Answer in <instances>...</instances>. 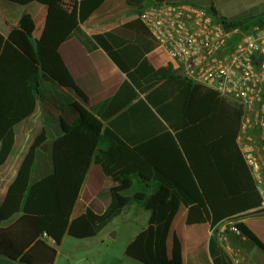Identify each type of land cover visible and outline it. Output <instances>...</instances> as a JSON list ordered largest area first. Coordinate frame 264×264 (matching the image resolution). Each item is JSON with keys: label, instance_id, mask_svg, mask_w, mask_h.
I'll return each mask as SVG.
<instances>
[{"label": "trees", "instance_id": "1", "mask_svg": "<svg viewBox=\"0 0 264 264\" xmlns=\"http://www.w3.org/2000/svg\"><path fill=\"white\" fill-rule=\"evenodd\" d=\"M9 1L24 5L34 0ZM162 1L124 0L137 16L91 36L80 22L104 0H79V21L66 10L49 6L37 38L30 13H23L7 36L0 33V170L15 149L17 126L35 114L40 98L45 99L39 92L41 79L71 91L78 100L55 105L60 112L70 109L74 119L66 123L60 118V134L46 149L48 161L41 149L46 140L43 131L23 153L6 187L0 201L1 256L23 264H53L65 234L92 237L135 203L149 216L146 226L126 245L125 255L141 264H170L166 241L181 206L186 208V224L208 222L211 228L261 211L263 196L236 141L242 109L218 91L147 61L146 54L157 42L138 14L146 4ZM209 8L220 15L213 4ZM262 15L251 21L228 18V23L246 28ZM70 37L88 50L101 47L144 95L111 119L109 127L103 128L94 113L101 105H89L59 54V45ZM124 124L137 130L126 131ZM110 129L116 132L111 134L115 144L101 149L102 134H110ZM262 130L264 148V112ZM92 162L106 176L133 182L137 190L131 195L112 191L101 213L86 208L71 219ZM234 226L264 251V243L244 222L235 221ZM208 246L213 264H230L215 234Z\"/></svg>", "mask_w": 264, "mask_h": 264}, {"label": "crops", "instance_id": "2", "mask_svg": "<svg viewBox=\"0 0 264 264\" xmlns=\"http://www.w3.org/2000/svg\"><path fill=\"white\" fill-rule=\"evenodd\" d=\"M162 2H181V0H163ZM49 6H57L66 10L75 20L79 21V0H34L21 5L9 0H0V33L7 36L12 27L17 26L23 13H30L35 28L33 37L40 36L45 22L46 11ZM137 13L133 8L127 6L124 0H104L102 5L97 8L85 21L80 22L82 30L89 36L113 30L114 28L134 19ZM59 54L75 80L77 86L86 95L90 106L101 105L95 115L102 121L103 128L120 111L126 109L130 104L144 99L126 75L117 67L108 54L97 47L88 50L85 45L76 37H70L63 41L58 48ZM147 61L154 68L169 67L173 75H177L165 51L158 46L146 54ZM179 76V75H177ZM39 92L44 98H40L37 103L35 114L26 122L21 123L16 128L15 141L18 140V130H29L35 132V136L40 132L45 133L46 140L42 145L44 159L48 161L47 147L52 139L60 134V118L66 123L74 119L73 112L68 109L65 112L57 110L55 105L59 103L70 104L78 101L74 94L59 86L55 82L40 80ZM82 104V103H81ZM83 105V104H82ZM87 108L85 105H83ZM124 124L122 129L134 132L136 127ZM263 131V130H262ZM116 133L110 129V134H102L101 149H107L115 144L111 134ZM251 141L246 142L251 151L252 159L248 162L251 171L257 181L260 192L263 196L261 211L249 212L238 219L225 220L215 228H211L208 222L199 224H186V208L181 206L175 214L167 236V254L170 264H213L209 254V237L215 234L220 241V245L225 250L230 264H264V251L261 250L253 241L234 233L230 224L235 221L244 222L252 232L264 243V149L262 146L263 133L252 130ZM21 158L9 166L11 156L0 170V181L2 173L9 167V177L6 186L14 177ZM0 193V201L4 196ZM137 187L133 182H123L115 178L106 176L97 163L92 162L85 176L84 182L79 190L78 198L71 212V219L83 213L86 208H90L94 213H101L109 203L112 191L120 193H133ZM126 208V207H125ZM124 208V209H125ZM132 213L135 214L141 209L138 204H131ZM123 209V210H124ZM148 212V211H147ZM149 213L145 222L138 228L133 237L126 245L141 231L147 223ZM17 216L11 218L7 224ZM102 230V229H101ZM101 230L94 236L88 238H78L81 240H92L99 236ZM69 234L63 236L62 241L67 240ZM73 237V236H72ZM75 238V237H74ZM102 241V240H101ZM81 248L69 249L64 252V264H95V257L90 255V250L95 246L91 241H81ZM257 251H255V249ZM125 250V248H124ZM94 251V250H93ZM61 254L60 247L53 264H57L58 256ZM124 256L125 253H124ZM134 260L128 256L124 257ZM125 260V259H123ZM136 261V260H135ZM138 262V261H136ZM141 264L140 262H138ZM0 264H23L0 255ZM122 264V263H114ZM125 264H133L126 261Z\"/></svg>", "mask_w": 264, "mask_h": 264}, {"label": "built area", "instance_id": "3", "mask_svg": "<svg viewBox=\"0 0 264 264\" xmlns=\"http://www.w3.org/2000/svg\"><path fill=\"white\" fill-rule=\"evenodd\" d=\"M138 17L177 75L218 91L242 109L236 141L248 163L250 132L263 133L264 15L245 28L189 3L150 2ZM230 228L244 236L234 223Z\"/></svg>", "mask_w": 264, "mask_h": 264}, {"label": "rangeland", "instance_id": "4", "mask_svg": "<svg viewBox=\"0 0 264 264\" xmlns=\"http://www.w3.org/2000/svg\"><path fill=\"white\" fill-rule=\"evenodd\" d=\"M176 1V0H173ZM181 2L189 3L194 6H198L203 9H210V5L213 4L218 13L226 18H243L251 21L254 17L262 15L264 13V0H181ZM30 122V121H28ZM26 122V123H28ZM18 140L16 142L15 149L11 155V166L14 161H17L22 157L28 146L32 143L35 132L31 133L29 130H18ZM46 146V144H43ZM9 167L2 173V179L0 181V193L4 192L5 186L8 182ZM135 191H133L134 193ZM129 193L127 195H131ZM126 195L125 193H123ZM141 209L133 214L130 205L127 206L118 216L114 217L109 223H107L101 230V234L92 240H81L68 236L67 240L61 241L57 246L61 249V254L58 256L57 264H64L65 255L64 252L69 249L81 248V241H91L95 246L91 249L90 255L95 257V264H114L131 261L133 264H139L135 260L124 258L125 244L133 237L138 228L145 222V218L148 212L139 205ZM234 223V222H233ZM102 240V241H101ZM255 249V248H254ZM94 250V251H93ZM257 251V249H255ZM125 259V260H123Z\"/></svg>", "mask_w": 264, "mask_h": 264}]
</instances>
